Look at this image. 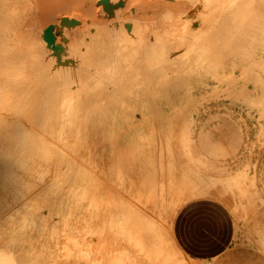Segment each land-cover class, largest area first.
Segmentation results:
<instances>
[{
  "label": "rangeland",
  "instance_id": "obj_1",
  "mask_svg": "<svg viewBox=\"0 0 264 264\" xmlns=\"http://www.w3.org/2000/svg\"><path fill=\"white\" fill-rule=\"evenodd\" d=\"M258 1L264 14V0ZM190 2L193 3V0H0L1 34L4 29L11 30L9 44L13 51L33 54L34 61L37 62L30 76L17 79L3 74V68L0 67V117H4L0 121L4 124V120L9 117L4 124L7 125L10 116L11 119L17 118L15 106L18 103L15 101L21 103L24 100L23 103H26L28 100L27 105H31L40 103L42 96L47 95L43 101L53 104L50 107L52 120H49V124L33 123L28 114L18 117L19 120L22 119L18 124L19 128L33 138L28 146L33 151H25L16 142L4 139L9 129L0 123V134L4 132L0 136V252L14 251L17 260L15 264H23L25 261L33 264H117L121 260L124 263L119 262L120 264H186L181 262V256L179 259L176 255L172 234L165 238L151 235L150 226L146 227L149 224L132 215L134 208L141 205L136 197L127 196L128 203L123 204L116 196L103 192L102 184L109 185L115 192H121L120 182L123 176L131 169L139 172V165L149 161L154 178L169 180L178 170H182L183 173L193 174L199 185L210 184L215 192L226 193L228 199L232 200V207L212 197L201 199L229 208L237 222L238 232L245 235L248 242L256 236V227L263 213L261 209L264 208V119H261L264 107L261 108L258 102L263 85L261 82L264 83V70H260L257 64H250L252 71L247 80L246 77L243 78V65L234 67L233 57L227 56L225 69L229 75L225 77L237 80L221 81L206 72L209 67L204 69L198 65L197 60L195 63V59H188L185 47L173 53L171 59H175L174 65L184 73L183 77L177 81L170 80L164 85V82L156 79L145 81L133 74V69L125 65V62L128 64L132 60L127 63L123 58L119 62L123 79L118 91L104 72L96 73L90 79L93 80L90 81V86L94 85L91 90L80 92L76 86L71 88L70 93L80 94L88 103L97 99L93 103L97 106L91 107L90 103L87 109L91 112L87 109V112H80V121L77 118L73 124L64 121L65 112L62 111L65 108L61 103L65 97L61 95V87L56 86V91L48 93L49 87L45 86L53 73L50 62L60 58L63 53L72 57V47L81 46L89 56L100 47V43L101 46H111L112 52L115 51L113 42L110 43L108 38L100 39V33L110 34L123 24L141 27L152 40L159 37L173 46L183 45L184 41L188 45L191 41L182 37L188 31H195L199 23V19L194 18V4L190 6ZM230 20L228 10L223 11L217 22L216 37L225 32ZM90 30L94 34L88 33ZM127 31L129 35H138V31ZM256 33L249 31L251 50L255 56L258 55L257 58L263 59L264 35ZM258 36L261 40L255 43L254 38ZM120 52L127 57L131 54L123 48H120ZM139 60L141 59H136L141 67L147 66ZM227 61L231 63L227 64ZM237 61L246 62L241 58ZM174 69L169 68L171 71ZM130 76L132 77L129 78ZM103 79L108 80L107 84ZM101 84L106 87L103 88ZM16 91L20 93H15ZM4 95L14 97L11 100ZM113 96H117L115 100L118 101L112 100ZM120 103H124L123 107ZM261 103H264L262 97ZM44 108L43 105L39 107L46 110ZM100 112L103 114L100 115ZM94 113L96 116L99 114L98 117ZM105 113L112 115L106 116ZM81 114L83 118L80 117ZM104 126L106 127L103 128ZM204 134L212 136L213 148L216 150L214 155L200 152V137L206 136ZM87 145L90 149L93 147L91 152ZM42 149L54 157L44 155ZM239 182H243L244 186L239 185ZM121 211H124L123 214ZM113 214L115 217L111 218ZM165 217L154 214L152 218L157 225H165ZM123 232L125 237L129 233L126 240L121 235ZM81 246H84L83 249ZM143 249L147 252H143ZM120 255H125V258ZM114 256L120 258L115 259ZM0 264L14 263L8 257H0Z\"/></svg>",
  "mask_w": 264,
  "mask_h": 264
},
{
  "label": "bare ground",
  "instance_id": "obj_2",
  "mask_svg": "<svg viewBox=\"0 0 264 264\" xmlns=\"http://www.w3.org/2000/svg\"><path fill=\"white\" fill-rule=\"evenodd\" d=\"M259 2L260 1H258V0H193V3L190 2L189 5L191 6L192 4H194L193 5L194 6L193 14L195 16L194 18H198L199 19V23H198V27L196 28L195 31H188L182 37V38H185L186 40L191 41V42L188 43V45H186L187 43L185 44L186 41H184V44L180 45V46H184V47H180L178 44L173 46L171 44L166 43L164 39L159 38V37L158 38L156 37L155 40H152L151 38H149L145 34V31H143L141 29V27L134 28V26L128 25V24H123V26L117 27L110 34L109 33H100V39L108 38L110 43L113 42V44L115 45V49H116L115 51L112 52V48H110L111 46L110 47L101 46V43H100L99 44L100 47L95 49L91 53V56L86 54V52H83V49L81 48V46L72 47L71 48V49H73V51L71 50V52H72L71 56L72 57H67L62 52L63 55L60 58L53 59V61L50 62L51 65L53 66V73H52V76H50V80H48V83L45 86L49 87L48 88V93H49V91H52V90L56 89L55 88L56 86L61 87L60 90L63 92V94H61V95H63L65 97L64 98L65 100H63V102L61 101L62 102L61 103L62 107L65 108V109H63L64 111H62V112H65V116H64L65 120L64 121L66 123L73 124V123H76L80 112H87V110L89 111L90 109L89 108L87 109V107H90L89 106L90 103H92V105H93V103L95 101L97 102V99H94L95 100V101L93 100L94 102L88 103V100L86 98H82V96H80V94L75 95V94L70 93L71 88L76 86L77 87L76 89L78 91H80V92L91 90L92 89L91 87H93L94 85L90 86L92 84V83L90 84V81H93V80H90V79H93V77L96 75V73L104 72V73H107L106 76L109 77V79L112 82V85L114 86L115 90L118 91L119 88H120V83H121L120 81H122V79H123V74H122L119 62L123 58H125V60H127V63L132 60V62L128 63V64H126V62H125V65H128V68L130 67L129 69H133V71L131 70L133 74H137L138 76H140L143 79H145V81H153L154 79H156L157 81H161V83L164 82V85H165V83L170 81V80H171V82L172 81H177V80H179V79H181L183 77L184 73H182L180 69L178 70V68L175 67V65H176L175 64V59H173V60H171V59L173 57V53H175L179 49L181 50V49H185V47H187L186 48L187 49V51H186L187 58L190 59V60L195 59V63H197L196 62V60H197L198 61V65L202 66L204 69L209 67L206 72L210 73L211 75L216 77L218 80H221V81H232V80L236 81L237 80V78H231L229 76L225 77L228 74V71L226 70L227 66H226V63H225V58L227 56L233 57L234 61L232 62V64L234 65V67L237 66V65L239 66L240 64L243 65V67H244L243 68V78L246 77V79L248 80L250 78V74H251V71H252L251 68H250V66H251L250 64H253V65L257 64V66H259L260 70H264V58L263 59L262 58H257L258 55L255 56V54H253L254 52H252V50H251L252 45H251V42H250V39H249V37H250L249 31L257 32V33L261 32L262 35H264V14L261 12ZM188 3L186 5H188ZM93 4H94V2H93ZM90 9L93 10L92 8H90ZM109 9H111V8H109ZM192 9H193V7L191 8V10ZM226 10H228V12L230 13L231 20H230L229 24L227 25V28H226L225 32L223 34H220V36L216 37L217 34H216L215 30H216L217 22H218L219 18L221 17V15L223 14V11H226ZM108 13H106V14L108 15ZM109 15H110V13H109ZM127 29L128 30L130 29L131 32L138 31V35H136V36L129 35ZM91 31H93V30H90L88 33L94 34ZM11 34H12V32L9 29H4L3 34H1V29H0V67L3 68L1 70L3 71V74L5 73L6 75H8L10 78H13V79H17L19 77L30 76L31 71L35 70L36 65H37L36 64L37 62L34 61L35 57H34L33 54H28V53L22 54V53L16 52L15 50L13 51V48L9 44V41H10L9 38L11 37ZM87 34H86V36H87ZM242 38H243V40H242ZM240 39H241L242 42L240 41ZM254 39H255V43L257 41L260 42L261 37L258 36V37L254 38ZM262 39H263V42H264V36H262ZM157 42L159 43L158 45H157ZM180 43L182 44V42H180ZM174 44H176V43H174ZM120 48H123L124 50H126L128 53H131V54H129L128 57L124 56V54L120 52ZM186 55L184 57H186ZM240 58H241L242 61H246V62L239 63L237 60H239ZM136 59L137 60L141 59L139 61L145 62L147 64V66L141 67L137 63ZM230 61H231V59H230ZM230 63L231 62H228L227 64H230ZM172 65H174V67ZM169 66L172 67V68H175L174 71L169 70V68H170ZM225 66H226V69H225ZM228 67H229V65H228ZM126 68H127V66H126ZM128 72H129V70H128ZM104 73H103V75H104ZM99 75H101V74H99ZM124 76H125V74H124ZM136 76L134 78H136ZM131 77L132 76H130L129 78H131ZM149 77L151 78V80H150ZM42 78H44V77H42ZM125 78H124V80H125ZM148 78H149V80H147ZM100 79H102V78H100ZM103 80H105V79H103ZM103 80H101V81H103ZM130 80H132V79H130ZM106 81H108V80H105V82ZM127 81H128V79H127ZM127 83H129V81ZM261 83L263 85H262L261 90H260V94H259L260 100L258 102L262 106L261 108H263L264 107V103H261V97H262V99H264V83L263 82H261ZM98 84H100V82ZM105 84H107V82ZM104 87H106V86H103V88ZM160 87H162V86H160ZM34 88H36V87H34ZM58 90H59V88H58ZM58 90H57V93H60V91H58ZM35 91H37V90H35ZM44 91H41V92L43 93ZM54 91H56V90H54ZM17 92H19V91H16L15 93H17ZM46 92H47V90H46ZM44 94H45V92H44ZM44 94H42V95H44ZM53 94L54 93L52 92V95ZM19 95H21V94H19ZM52 95L51 96L48 95V96L52 97ZM116 95H118V94H116ZM44 96H47V95H44ZM44 96H42V98H43L42 101H41L42 103L41 102L40 103L36 102L34 104H31V105H27L28 104V100H27L26 103L25 102L23 103L24 100H21L22 101L21 103H19L18 101H15L16 103H18L15 106V110H16L15 112H16L17 118L11 119V116H10V120L8 121L9 123L7 125H4V124L7 123V120L9 119V117H8L7 120H4L5 121L4 124H2L3 121H0L1 125H4L6 128L9 129V130L5 129L8 132L6 131L7 134L5 133V136L3 135L4 139H7V141L9 140V141H12V142L13 141L16 142V144L18 146H21V147L25 148L24 149L25 151H28L29 149L33 151V149L31 147L28 148V146L31 144V139H33V138H31L30 136L26 135L19 128L18 124H19L20 120H22V119L19 120L18 117H20V115H22V114H23V116L28 114L29 120L32 121L33 123H36V124L38 122H42L44 124L48 123V122L51 123V121H49V120H52V117H51L52 111L50 110V107H52L53 104L43 101L44 98H45ZM53 96L55 97V95H53ZM4 97L7 98V99H11L14 96L10 95V96L6 97V95H4ZM22 97H27V96H23L22 95ZM102 97L105 99V96H102ZM115 97H117V96H115ZM115 97H114V99L112 98V100L118 101V100H115L116 99ZM58 98L60 99V97H58ZM90 98H92V97H90ZM110 98H111V96H110ZM36 99H38V98L36 97ZM50 99L52 100L53 98H50ZM40 100H41V96H40ZM6 101L8 102V100H6ZM36 101H38V100H36ZM52 101H54V100H52ZM100 101H102V100H100ZM107 102H109V101H107ZM116 103L119 104L118 102H116ZM8 104H10V103H8ZM123 104H121L120 106L123 107L122 106ZM40 105L45 106L46 110L39 109ZM92 105H91V107H96L97 106L96 104H94L93 106ZM254 105H256L255 102H254ZM104 106H105V104H104ZM107 106L108 105H106V107ZM55 107H54V110H55ZM58 107H59V105H58ZM99 107H100V104H99ZM124 107H125V105H124ZM258 107L260 109L259 105H258ZM128 108H130V107H128ZM82 109H85V110H82ZM94 111L98 112V110H93V112ZM90 112H91V110H90ZM109 112H111V111L109 110ZM83 114H81V116H80L81 118H83V116H82ZM102 114L103 113L100 112V115H102ZM109 114L112 115L111 113H109ZM109 114L105 113L106 116L109 115ZM2 115H3V113H2ZM94 115H95V113H94ZM98 115L97 116L95 115V116L98 117ZM104 117L105 116H103V118ZM0 118L4 119L3 116H1ZM58 118H60V116ZM99 119H101V118L99 117ZM261 119H264V112H263V115H261ZM78 120H79V118H78ZM59 121H60V119H59ZM89 121H91V120H89ZM102 121H99V122L101 123ZM114 121H116V120H114ZM24 122H26V121H24ZM61 122H63V121H61ZM99 122H98V125H99ZM103 122H105V121H103ZM88 123H90V122H88ZM92 123L94 124V122H92ZM30 125L32 126V124H30ZM35 126L37 127L38 125H35ZM39 126H42V125H39ZM46 126H47V124H46ZM86 126H88V125H86ZM110 126H108V127L110 128ZM105 127L106 126H104L103 128H105ZM113 127H114V124H113ZM113 127H111V128H113ZM44 128L45 127L43 126V129ZM67 128H68V126H67ZM90 128H91V126H90ZM97 128H98V126H97ZM1 129L2 128L0 127V131H1ZM31 130H32V128H31ZM65 130H66V128H65ZM80 130H81V127H80ZM93 130H94V128H93ZM69 132H71V131H69ZM41 133L39 132V134H41ZM103 133H105V132L103 131ZM106 133H107V131H106ZM155 133H156V131H155ZM2 134H0V136H2ZM71 134L72 133H69V135H71ZM74 134H75V132H74ZM36 135L38 136V133H36ZM204 135H206V136L202 135V137H200L201 138L200 139L201 143L199 145L200 146V152H201V154H207L208 153L210 155H214L216 153V150L213 148L212 136L211 135H207V134H204ZM49 136H47V137L49 138ZM61 136H63V135H61ZM75 136H77V135H75ZM94 136H96V135H94ZM32 137H33V135H32ZM87 137H88V135H87ZM43 138L45 139V137H43ZM48 138H46V139H48ZM114 138H115V136H114ZM37 139H39V138H37ZM71 139H73V138H71ZM85 141H86V139H85ZM102 141H103V136H102ZM12 142H10V143H12ZM32 142L34 143V140ZM35 142H37V141H35ZM33 143H32L31 146L34 145ZM50 143H52V142H50ZM37 144H39V143L37 142ZM37 144H36V146H37ZM53 144H55V143L53 142ZM74 144L76 145L75 142H74ZM89 144H91V143H89ZM87 146H88L87 148H89V145H87ZM92 146H94V144ZM34 147L35 146H33V148ZM50 147H52V146H50ZM53 147H55V145ZM92 148L93 147H91V149L89 148L88 150L90 151V150H92ZM88 150H86V152ZM118 150H119V148H118ZM89 151H88V153H89ZM112 151H113V149H112ZM38 152H40V151H38ZM42 152H43L44 155H46L48 153V151H46V150L43 151V149H42ZM57 153H59V152H57ZM50 155L52 156L53 154H50ZM50 155H48V156H50ZM53 157H54V155H53ZM53 157H51V158H53ZM74 158H75V156H74ZM83 158H84V156H83ZM134 158H135V156H134ZM76 159H78V158H76ZM142 159H145V158H142ZM47 161H48V159H47ZM141 161H143V163L145 162L144 160H141ZM77 162H78V160H77ZM93 164L94 163L92 162V166H93ZM139 166H140L139 167V169H140L139 172L133 171L131 169L128 174L123 176V179L120 182V185H121V188H122L121 192L113 191V189H111L109 187V185H107V184H104V185L102 184V187H104L103 188V192L104 193H108V194H110L112 196H116L117 198L120 199V202H122L123 204L124 203L125 204L128 203V201H127L128 199L126 200L127 196L136 197L139 200L138 202L141 203V205L136 207V208H134V212L132 213V215L136 216L138 218H142L146 223L149 224L146 227L149 228V226H150L149 229H150V234L151 235H156L159 238H165L166 236L172 234L173 223H174V219H175V216H176L178 210L180 208H182L186 203H188L190 201L199 200L201 198L212 197V198H215L218 201H221V203L225 202L229 207L230 206L232 207V202H231L232 200L228 199V196H227L226 193L215 192L214 190H212L210 184L199 185L197 179L193 176V174H190L189 172L183 173L182 170L181 171L178 170L177 171L178 173L176 175H172L169 180H166V179H163V178L160 179L158 177L157 178L153 177V175H152V167H151L152 165H151L150 161L147 164H141ZM168 171H170V170H168ZM37 174H38V172H37ZM44 174H46V173H44ZM168 174H169V172H168ZM162 175H164V174H162ZM243 182H239V185H243L244 186ZM244 189L245 188H243V190ZM235 210H237V209H235ZM164 211L166 213H164ZM123 212L124 211H121L122 214H123ZM17 214H18V212H17ZM154 214L158 215L159 217H162V216L165 215L166 216L165 220L167 221V223L165 225L164 224L163 225H161V224L157 225L156 220L154 221L153 218H152ZM114 217L115 216L113 214L111 216V218H114ZM26 219H28V218H26ZM107 219H109V218H107ZM134 222H135V219H134L133 223ZM130 223H132V222H130ZM126 225L127 224H125V226ZM134 226H135V223H134ZM42 228H45V227H42ZM119 228H120V226H118V229ZM84 229H86V228H84ZM95 229H96V227H95ZM91 230H92V228H91ZM42 233H43V231H42ZM127 234H129V233H127ZM127 234H126V237H127ZM130 234H131V237H132L133 236L132 233H130ZM121 235L126 240L124 232ZM116 236H117V234H116ZM141 241L144 242L143 239ZM144 243H146V242H144ZM144 243H143V245H144ZM83 245H84V241H83ZM143 245H142V248H143ZM150 245H152V244L150 243ZM83 247H82V249H83ZM140 250H142V249H139V251ZM143 252H147V251H144V249H143ZM143 252H139V253H143ZM114 253L116 255L115 250H114ZM0 254H1L0 257H2V259L8 257L14 264L17 262V260L15 258L16 253L14 251L11 252V253H6L4 251L2 252V250H1ZM82 254H83V252H82ZM84 254H86V253L84 252ZM117 254H118V252H117ZM150 254H153V253H150ZM155 255H157V254L155 253ZM80 256H83V255H80ZM111 256H112V253H111ZM121 256H123V255H120V257ZM77 257H79V255ZM120 257H118V258H120ZM123 257L125 258V255ZM85 258H86V255H85ZM118 258L115 257V259H118ZM103 260L104 259H102V261ZM122 261L123 260H121V262L120 261L119 262L120 263H124ZM119 262L118 263L115 262V263L120 264ZM160 263H162V262H160ZM23 264H33V263L31 261H25Z\"/></svg>",
  "mask_w": 264,
  "mask_h": 264
},
{
  "label": "crops",
  "instance_id": "obj_3",
  "mask_svg": "<svg viewBox=\"0 0 264 264\" xmlns=\"http://www.w3.org/2000/svg\"><path fill=\"white\" fill-rule=\"evenodd\" d=\"M261 210L258 233L248 242L226 206L202 199L186 203L173 223L171 239L177 257L186 264H264Z\"/></svg>",
  "mask_w": 264,
  "mask_h": 264
}]
</instances>
